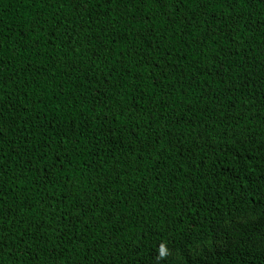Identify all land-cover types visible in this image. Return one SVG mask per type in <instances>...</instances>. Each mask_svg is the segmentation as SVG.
<instances>
[{
    "label": "trees",
    "instance_id": "trees-1",
    "mask_svg": "<svg viewBox=\"0 0 264 264\" xmlns=\"http://www.w3.org/2000/svg\"><path fill=\"white\" fill-rule=\"evenodd\" d=\"M0 264H264V0H0Z\"/></svg>",
    "mask_w": 264,
    "mask_h": 264
},
{
    "label": "snow or ice",
    "instance_id": "snow-or-ice-1",
    "mask_svg": "<svg viewBox=\"0 0 264 264\" xmlns=\"http://www.w3.org/2000/svg\"><path fill=\"white\" fill-rule=\"evenodd\" d=\"M164 255V250L163 249H161V256H163Z\"/></svg>",
    "mask_w": 264,
    "mask_h": 264
}]
</instances>
